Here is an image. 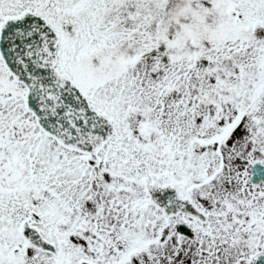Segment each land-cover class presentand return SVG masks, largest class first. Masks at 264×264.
Segmentation results:
<instances>
[{
  "label": "snow or ice",
  "instance_id": "obj_1",
  "mask_svg": "<svg viewBox=\"0 0 264 264\" xmlns=\"http://www.w3.org/2000/svg\"><path fill=\"white\" fill-rule=\"evenodd\" d=\"M0 264H264V0H0Z\"/></svg>",
  "mask_w": 264,
  "mask_h": 264
}]
</instances>
